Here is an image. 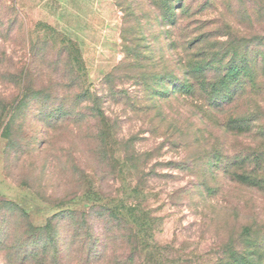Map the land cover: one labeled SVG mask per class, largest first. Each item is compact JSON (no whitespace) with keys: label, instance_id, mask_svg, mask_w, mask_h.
<instances>
[{"label":"rangeland","instance_id":"1","mask_svg":"<svg viewBox=\"0 0 264 264\" xmlns=\"http://www.w3.org/2000/svg\"><path fill=\"white\" fill-rule=\"evenodd\" d=\"M24 1L0 0V264H264V192L211 159L264 141L224 133L217 111L178 89L188 64L224 56L208 73L256 75L264 110V0ZM89 188L134 230L131 203L154 219L135 258Z\"/></svg>","mask_w":264,"mask_h":264},{"label":"trees","instance_id":"2","mask_svg":"<svg viewBox=\"0 0 264 264\" xmlns=\"http://www.w3.org/2000/svg\"><path fill=\"white\" fill-rule=\"evenodd\" d=\"M223 64L224 56H221L219 59H202L199 62L188 64L186 67L187 69L190 68V70L186 73L187 82L178 89L181 90L184 95H197L198 99L204 102L209 111H217L216 113H218L222 119L219 127L224 133H231L236 136L248 138L252 141H264V110L260 108L256 100L258 93L257 76L236 71L221 73L215 71L213 73H208L212 68L221 67ZM160 79H163V77L160 76ZM188 79L191 80L188 81ZM165 85H170V83H165ZM150 93L156 94L157 92L151 90ZM169 93L170 91L166 90L160 94L167 95ZM99 117L100 122L102 121L103 128L97 136L100 140L99 147L101 150V154L98 156V162L101 163V168L105 174L109 176L114 171L117 162L111 159L112 154L110 157L108 156V145L111 139L110 132L106 125L107 120L102 114ZM124 155L127 154L124 153ZM131 156L132 155H129V157ZM138 158L139 156L131 157L134 162L137 161ZM211 159L212 164H218V162L223 163L225 175L229 176L230 180L233 182L247 188L264 192V148H260V146H248L244 150V153H237L232 156H225L221 151H218L216 154H213ZM117 161L119 163V159H117ZM105 178V176L101 178V182H103ZM86 195L88 199H94L93 201L95 203L93 202L92 204L94 211L101 217L109 219L106 222V232L116 228L119 232L124 231L128 233L127 239L134 258L139 254V251H142L141 246H145V242L148 239H153L154 232L157 230L154 219H149L136 202L131 203L130 206L131 223L135 227L134 230L130 222L125 220L123 215L116 211L117 207L111 208L108 206V203L115 198L103 196L97 192L94 193L90 188L86 191ZM100 200L106 201L105 204H99L98 201ZM121 202H123V200ZM76 216V211H69L63 218L74 220ZM54 227L53 222H49L45 227L34 232L36 236H40V234L45 232H53ZM76 230L82 231L84 228H77ZM248 231V228L245 229V232L249 233ZM139 238L142 239L140 243L141 246L138 244ZM38 239L39 238H37V240ZM38 243H40V241ZM46 246H48V244H41L40 247L42 250H45ZM58 246L57 242H53L54 252H57ZM234 256L239 259H236L233 263L242 264L241 256L239 254H234L232 257Z\"/></svg>","mask_w":264,"mask_h":264},{"label":"crops","instance_id":"3","mask_svg":"<svg viewBox=\"0 0 264 264\" xmlns=\"http://www.w3.org/2000/svg\"><path fill=\"white\" fill-rule=\"evenodd\" d=\"M14 1V3H19V0H13ZM23 1V3L25 4L26 2L24 1V0H22ZM61 2L59 1V0H55L54 2L53 1H51V2H49L48 4L49 5H58V4H60ZM24 4H22V6H24ZM26 5V4H25ZM55 11V10H54Z\"/></svg>","mask_w":264,"mask_h":264}]
</instances>
